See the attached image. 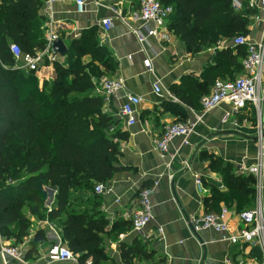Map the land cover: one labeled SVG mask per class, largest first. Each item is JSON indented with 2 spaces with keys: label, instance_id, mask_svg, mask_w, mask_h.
Here are the masks:
<instances>
[{
  "label": "crops",
  "instance_id": "obj_1",
  "mask_svg": "<svg viewBox=\"0 0 264 264\" xmlns=\"http://www.w3.org/2000/svg\"><path fill=\"white\" fill-rule=\"evenodd\" d=\"M241 1L244 8L240 13H244L248 20L245 38L248 43H257L263 34L264 9H250V0ZM45 2L40 11L46 21L43 25L44 34L53 27L51 14L53 28L67 47L70 41L80 38L83 32L97 29L101 45L118 64L113 79L124 85L123 91L115 96L107 99L101 96L104 100L103 112L116 123L114 132L119 131L128 136L127 140L120 142L121 170L105 186L106 192L98 195L101 204L99 211L108 221L103 235L108 260L103 264H264L260 243L231 245L220 233L207 230L195 234L190 226L194 219L214 213L215 208L218 213L222 209L228 210L226 221L231 234L242 229L234 206H226L217 197L213 202L212 188L220 193H224L226 188L220 176L211 172L209 167L210 159H219L231 165L236 173L243 165H254L258 148L255 109L249 105L237 115H231V121L224 124V116L231 111L228 105L223 104L204 113L201 106L203 98L198 100L195 107H189L173 92L179 86L184 88L182 83L185 80L203 84L204 73L213 65L217 53L233 48V40L223 38L217 46L193 53L171 32L168 41L150 38L145 45H141L130 28L119 20L120 16L128 18L138 12L140 0H86V11L81 14L76 10L75 0H56L51 13ZM108 18L114 20V25L105 34L101 21ZM148 59L153 73L148 72L144 65ZM45 73L50 79L52 68ZM241 75L237 71L218 80H235ZM43 76L37 75L40 86ZM155 84L159 85L160 94L155 93ZM127 95L143 99L138 107L137 123L133 127H128L127 121L121 116ZM193 95L198 98L197 90ZM261 121L264 125V105ZM177 122H197V125L187 146L180 139L173 141L169 150L173 162L168 167L155 150L154 143L168 126ZM197 179L201 180V186L197 185ZM155 184L152 221L143 232H135L131 228V218L139 209L140 193ZM45 190V205L50 209L56 191L51 188ZM255 190L253 208L259 206L264 219V167L262 186L260 190ZM23 214L31 224L28 237L17 245L22 248L23 261L5 256L0 258V264H52L48 250L61 244L59 230L49 220L41 221L31 216L27 209L23 210ZM40 231L43 232L44 241L37 244L35 252L29 255L30 242ZM14 244V240L0 236V246Z\"/></svg>",
  "mask_w": 264,
  "mask_h": 264
},
{
  "label": "trees",
  "instance_id": "obj_2",
  "mask_svg": "<svg viewBox=\"0 0 264 264\" xmlns=\"http://www.w3.org/2000/svg\"><path fill=\"white\" fill-rule=\"evenodd\" d=\"M158 1L173 8L168 30L190 52L215 47L223 38L234 41L248 34V20L244 13L233 10L231 0ZM44 2L0 0V236L14 240V246L27 238L31 225L23 214L27 209L31 216L56 225L61 245L79 264L88 260L103 264L108 260L103 239L108 221L99 211L95 187L109 185L121 170L120 142L128 136L114 132L116 123L103 112L104 100L96 88L102 79H113L118 64L93 28L70 41L67 54L57 56L51 65L46 61L52 75L41 86L35 72L18 70L10 44L31 57L46 49V21L40 13ZM246 57L245 47L217 53L204 73L203 84L185 80L184 88L179 86L174 95L184 105L195 107L210 94L219 77L237 71L242 74ZM209 169L226 188L224 193L212 188L213 202L217 197L238 213L253 209L256 190L252 176L237 174L219 159H210ZM45 188L56 191L50 209L45 205ZM43 241L40 231L30 242L29 255Z\"/></svg>",
  "mask_w": 264,
  "mask_h": 264
},
{
  "label": "built area",
  "instance_id": "obj_3",
  "mask_svg": "<svg viewBox=\"0 0 264 264\" xmlns=\"http://www.w3.org/2000/svg\"><path fill=\"white\" fill-rule=\"evenodd\" d=\"M51 13V7L56 0H45ZM232 8L235 12L240 13L244 5L241 0H231ZM76 10L78 13L86 11V0H75ZM250 9H264V0H250L248 4ZM173 14V8L163 6L158 0H140V8L138 12L131 14L128 18L120 16L119 20L123 25L130 28L131 33L136 37L141 45L150 38H159L163 41H168L170 31L168 30V20ZM51 26L54 27L51 14ZM114 25V20L111 18L101 21L103 33H108ZM138 25V26H135ZM48 30L45 34L46 49L36 54L34 57L23 55L19 46L10 44L9 50L15 59L18 70L27 72H35L36 75L41 74L43 79H49L46 75V67L51 68V64L58 60L57 56L51 54V45L59 40L55 28ZM234 47H245L247 49V57L242 63V75L235 80H217L210 95L201 100L202 111L204 113L211 112L223 104L230 107V113L226 114L223 123L231 121V115H237L247 106H252L257 114L256 125V141L257 154L254 165L250 167L241 166L237 174L242 176H252L255 179V188L260 190L262 186L263 162H264V125L261 121V110L264 105V28L262 38L257 43H248L245 37H237L233 41ZM46 61L50 65H46ZM45 64V66H43ZM148 72L153 73L151 61L148 59L144 62ZM124 85L116 79H102L99 86L96 88V93L99 96L107 99L122 92ZM156 94L161 93L159 85H154ZM143 99L137 96L127 95L125 103L121 108V116L127 121L128 127H133L137 123L138 107L142 104ZM197 125L190 122H179L168 126L161 138L155 141L154 148L160 155L161 159L171 166L173 158L169 156L170 146L174 140H182V144L187 146L189 138L194 132ZM198 186H201V180L196 181ZM156 184L152 187L145 188L139 196V209L131 218L132 230L135 232H143L152 221V195ZM106 192V187L97 185L95 193L103 195ZM228 210L222 209L220 213L205 214L202 217L194 219L191 223L193 233L212 230L224 236L226 241L231 245H249L260 243L264 252V219L261 208L255 207L251 210L238 213L242 229L236 234H231V229L226 221ZM159 235H162V230H159ZM10 257L16 261H23L22 248L18 246H0V258ZM48 258L52 264L60 263H75L76 257L65 246L59 244L54 245L48 250ZM85 264H92L90 260Z\"/></svg>",
  "mask_w": 264,
  "mask_h": 264
},
{
  "label": "water",
  "instance_id": "obj_4",
  "mask_svg": "<svg viewBox=\"0 0 264 264\" xmlns=\"http://www.w3.org/2000/svg\"><path fill=\"white\" fill-rule=\"evenodd\" d=\"M68 52V47L66 46V44L62 41V40H57L55 42L52 43L51 45V54L53 56H63L65 54H67ZM251 140H255L252 139ZM53 191H55L54 189H52Z\"/></svg>",
  "mask_w": 264,
  "mask_h": 264
},
{
  "label": "rangeland",
  "instance_id": "obj_5",
  "mask_svg": "<svg viewBox=\"0 0 264 264\" xmlns=\"http://www.w3.org/2000/svg\"><path fill=\"white\" fill-rule=\"evenodd\" d=\"M43 66H45V64L43 65ZM47 68V70L46 71H48L50 68L49 67H46Z\"/></svg>",
  "mask_w": 264,
  "mask_h": 264
}]
</instances>
